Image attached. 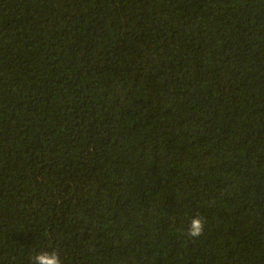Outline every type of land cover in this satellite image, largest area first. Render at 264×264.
<instances>
[{"label": "trees", "instance_id": "trees-1", "mask_svg": "<svg viewBox=\"0 0 264 264\" xmlns=\"http://www.w3.org/2000/svg\"><path fill=\"white\" fill-rule=\"evenodd\" d=\"M51 248L264 264V0H0V264Z\"/></svg>", "mask_w": 264, "mask_h": 264}, {"label": "clouds", "instance_id": "clouds-1", "mask_svg": "<svg viewBox=\"0 0 264 264\" xmlns=\"http://www.w3.org/2000/svg\"><path fill=\"white\" fill-rule=\"evenodd\" d=\"M186 219L188 223L180 229L181 235L192 240L202 237L207 229L206 219L199 214ZM63 261V253L56 248L36 252L31 257V264H63Z\"/></svg>", "mask_w": 264, "mask_h": 264}]
</instances>
